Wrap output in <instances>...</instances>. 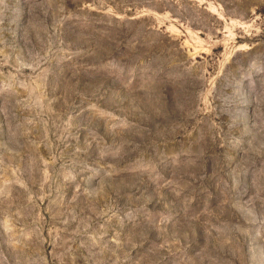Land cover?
Returning <instances> with one entry per match:
<instances>
[{
	"label": "rangeland",
	"instance_id": "1",
	"mask_svg": "<svg viewBox=\"0 0 264 264\" xmlns=\"http://www.w3.org/2000/svg\"><path fill=\"white\" fill-rule=\"evenodd\" d=\"M0 264H264V0H0Z\"/></svg>",
	"mask_w": 264,
	"mask_h": 264
}]
</instances>
